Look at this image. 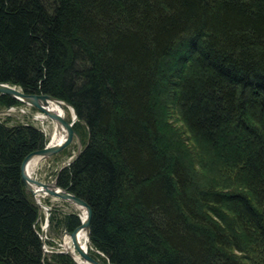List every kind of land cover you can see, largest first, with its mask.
I'll use <instances>...</instances> for the list:
<instances>
[{
  "label": "trees",
  "instance_id": "16d2710c",
  "mask_svg": "<svg viewBox=\"0 0 264 264\" xmlns=\"http://www.w3.org/2000/svg\"><path fill=\"white\" fill-rule=\"evenodd\" d=\"M0 83L73 108L54 179L90 208L91 257L264 264V0H0ZM45 139L0 120V264H75L42 251L20 178Z\"/></svg>",
  "mask_w": 264,
  "mask_h": 264
},
{
  "label": "water",
  "instance_id": "95a60500",
  "mask_svg": "<svg viewBox=\"0 0 264 264\" xmlns=\"http://www.w3.org/2000/svg\"><path fill=\"white\" fill-rule=\"evenodd\" d=\"M0 94L7 95L17 101H19L21 104H24L26 106H30L38 110L39 115L41 114L44 118L48 119L51 123H55L60 129L64 132L63 139L58 143H50L51 137L49 138L48 142L43 145V147L36 149L34 151L29 152L24 156L22 159L19 171H20V178L24 185V188L26 191H28L33 201L37 207L38 216L37 219H39L40 211L42 210L44 212V219H43V225L39 232V240L41 243V246L43 245V239L45 237V228L47 226L48 222V206H45L40 199L45 197H51L55 198L61 201H64L71 206H73L76 210L82 209L83 210V217L79 218V224L71 231V232H64V236H68L69 243L73 249L77 253V255L87 264H111L109 262L101 263L91 257L87 253V248H82L81 245L77 241V234L80 230H84L85 233V241L87 245H89V220L91 211L89 206L80 198L74 196L72 193L58 187L55 184V179L52 180L51 183H44L38 180L33 179L28 173H27V166L30 160L36 158L39 161L46 160L51 155L57 153L59 150L67 147L72 138H75L78 143V148L76 149L75 153L72 157H76L81 149V144L79 142V139L75 132L72 129V124L76 121V115L73 110V108L68 105L66 102L54 98L50 95L38 93V94H27L22 92L18 87L9 85L7 83H0ZM48 101H54L59 106L64 105L69 109L70 112V119L69 121H66L62 116L59 114L51 111L50 109H47V102ZM16 108V107H14ZM6 110V109H4ZM4 110H0V113H3ZM34 119L38 120V115L35 114ZM72 157L65 162L64 165L69 164ZM63 166V165H62ZM60 166L59 169L62 167ZM44 252L45 250L42 249ZM61 253H65L67 255H70V253L67 251V249L64 248L63 251H57ZM72 258V257H71ZM75 264H80L79 262H76L73 258Z\"/></svg>",
  "mask_w": 264,
  "mask_h": 264
},
{
  "label": "rangeland",
  "instance_id": "374dc122",
  "mask_svg": "<svg viewBox=\"0 0 264 264\" xmlns=\"http://www.w3.org/2000/svg\"><path fill=\"white\" fill-rule=\"evenodd\" d=\"M14 107H16V106L8 107V108H0V110L6 109L3 111V113H0V120H4L7 123H15V122L26 123V121H30L34 126L38 127L43 132V134L46 138L45 143H47L49 138L51 137V134L53 131L52 123L46 118H44L42 121H40V120L37 121L36 119H34L33 118L34 115L37 113L39 114V112H38V110H36L33 107L26 106L24 104H22L21 106H17L16 108H14ZM70 115L71 114L69 112V109L64 106L63 118L66 121H69ZM79 142H80V140H79ZM77 148H78V143H77L75 138H72L70 144L67 147L59 150L57 153L51 155L46 160H43L41 164L39 163L40 165L39 164L37 165V167L39 166L38 167L39 169L35 168L36 170L34 169L31 172V175H32L31 177L35 180H38V181H41L44 183H51L52 180L54 179V173L56 172V170L59 169L60 166L64 165L65 162H67V160H69L73 156V154L75 153ZM41 199H40V201L45 206H48V208H49L48 209V215L51 212V210H52V212L55 211L56 217H58V218H59V216L62 215V213L64 214V213L74 212V213H77V215H79L78 210H76L73 206H71L70 204H68L64 201H61V200H58L55 198H51V197H45V198H41ZM62 204H64V206ZM40 212H41L40 213V219L41 220L37 219L38 220L37 224L39 225V228L41 229V227L43 225L44 212L42 210ZM62 231L63 230L60 227H57L56 229H51L47 223V226L45 228V237L43 239V245L41 246V249L45 250L44 253L51 251V250H54V251H63L64 250L62 240L65 239V236L63 234L64 232H62ZM39 232H40V230H39ZM48 242H52V245L49 244Z\"/></svg>",
  "mask_w": 264,
  "mask_h": 264
},
{
  "label": "bare ground",
  "instance_id": "6f19581e",
  "mask_svg": "<svg viewBox=\"0 0 264 264\" xmlns=\"http://www.w3.org/2000/svg\"><path fill=\"white\" fill-rule=\"evenodd\" d=\"M47 109H50L51 111L59 114L60 116H64V105H61L59 106L58 104H56L54 101H48L47 102ZM35 113V112H34ZM38 120L42 121L44 119V117L40 114H38ZM37 120V121H38ZM49 122V121H48ZM52 127H53V131H52V134H51V141L50 143H58L60 142L63 137H64V132L60 129V127H58L55 123H52ZM41 164L42 161H39L34 158L32 160H30V162L28 163V166H27V173L31 175V172L35 169V168H38L37 165L38 164ZM39 164V165H40ZM46 165V164H45ZM39 169V168H38ZM36 170V169H35ZM56 174V173H55ZM42 200V199H41ZM49 200V199H48ZM44 201V200H43ZM47 205V204H46ZM64 206V204H62ZM67 207V206H66ZM52 208V207H51ZM50 208V209H51ZM79 215L78 217L79 218H82L83 217V210L82 209H79ZM52 212V211H51ZM41 213V212H40ZM37 214V213H36ZM63 214V213H62ZM37 216V215H36ZM44 217V216H43ZM36 219V218H35ZM50 219V218H49ZM50 221V220H49ZM48 221V222H49ZM35 222V221H34ZM40 222V221H39ZM47 222V223H48ZM37 225V223H35ZM40 224V223H39ZM49 224V223H48ZM41 226V225H40ZM34 227V226H33ZM35 228V227H34ZM37 229V228H36ZM37 231V230H36ZM35 232V231H34ZM39 234V232H38ZM64 239V238H63ZM50 240V239H49ZM45 241V240H44ZM63 241V246L65 249H67V251L70 253L71 257L76 261V262H79L80 264H87L85 263L84 261H82V259L77 255V253L75 251H73L70 243H69V238L68 236H65V239L62 240ZM77 241L78 243L81 245L82 248H87L88 249V245L85 241V233H84V230H80L77 234ZM58 242V241H57ZM47 243V242H46ZM57 246V245H56ZM51 247V246H50ZM54 247V246H53ZM63 248V249H64ZM60 249V248H59ZM90 249V248H89ZM92 249V248H91ZM54 251V250H53ZM56 252V251H55ZM93 253V252H92ZM91 253V254H92ZM102 256V255H101ZM100 261V260H98ZM109 262V261H108Z\"/></svg>",
  "mask_w": 264,
  "mask_h": 264
}]
</instances>
